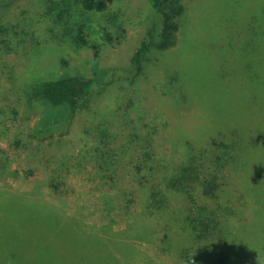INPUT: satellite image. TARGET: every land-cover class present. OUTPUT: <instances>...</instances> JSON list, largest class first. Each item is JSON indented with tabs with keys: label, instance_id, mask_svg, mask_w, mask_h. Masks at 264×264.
<instances>
[{
	"label": "trees",
	"instance_id": "trees-1",
	"mask_svg": "<svg viewBox=\"0 0 264 264\" xmlns=\"http://www.w3.org/2000/svg\"><path fill=\"white\" fill-rule=\"evenodd\" d=\"M77 1L83 12L92 14L104 12L113 0ZM147 2L155 20L132 55L131 69L135 77L151 66L163 69L158 81L163 97L177 110L188 105L191 112L178 111L170 130H164V144L169 146L165 150L160 145L164 119L157 111L159 128L143 119L133 138L126 139L122 131L120 141L104 120L115 119L118 113L106 108L91 117L92 123L97 121L92 137L86 131L77 138L78 155L95 162L99 185L108 184L115 191L124 188V178H130L136 186L128 187L132 190L125 203L129 208L136 202L139 209L125 228L116 230L108 208L109 190L103 193L106 222L93 225L78 213L70 214L64 202L68 193L61 185L66 184L63 172L72 169H48L47 177L40 179L36 169H15L9 151L27 145L24 132L16 129L13 139L0 147V251L4 254L0 264L10 258L16 264L264 263V175L246 173V169H264V116L253 117L252 127L228 118L204 121V113L212 107L205 109L196 100L193 80L157 61L175 51L181 32L184 37L188 19L184 0ZM13 31L18 33L16 28ZM108 38L112 43L110 34ZM74 39L99 57L100 45L91 39L89 25L81 23ZM96 84L93 76L65 74L34 86L28 104L42 106L37 133L87 108ZM123 155L129 156L127 162L135 169H120ZM21 174L37 177L28 191L14 190L7 182ZM236 183L241 195L232 188Z\"/></svg>",
	"mask_w": 264,
	"mask_h": 264
},
{
	"label": "rangeland",
	"instance_id": "rangeland-1",
	"mask_svg": "<svg viewBox=\"0 0 264 264\" xmlns=\"http://www.w3.org/2000/svg\"><path fill=\"white\" fill-rule=\"evenodd\" d=\"M184 4L188 18L184 37L181 32L175 51L160 56L158 63L193 80L196 100L205 109L212 107L208 110L212 112L205 110L204 121L228 118L252 127L253 117L264 116V0H184ZM0 10V147L21 129L27 145L9 151L12 166L21 171L36 169L38 179L46 178L48 169H72L63 172L66 184L61 185L62 192L68 193L64 195L67 211L93 225L106 222L103 193L110 186L99 185L95 162L78 155L77 138L86 131L92 137L96 130L93 113L115 110V119L104 120L120 140L122 131L126 139L133 138L143 119L159 128L157 111L164 119L160 145L165 150L169 146L164 144V130H170L178 111L191 112L188 105L177 110L163 97L158 84L163 69L151 66L136 77L131 69L132 55L155 20L150 5L147 0H113L104 12L88 14L77 0H4ZM81 23L89 25L91 39L100 45L99 57L75 41ZM65 74L93 76L99 84L89 95L87 108L39 134L42 106H30L29 94L43 80ZM128 157L123 155V172L135 169ZM246 173L261 176L264 169H246ZM25 177L21 174L7 182L14 190L28 191L37 177ZM121 185L124 188L110 190L108 206L116 230L125 228L139 209L136 202L129 208L125 203L126 193L136 184L126 177ZM232 188L237 192L241 185ZM3 255L0 251V263ZM7 264L16 263L10 258Z\"/></svg>",
	"mask_w": 264,
	"mask_h": 264
}]
</instances>
